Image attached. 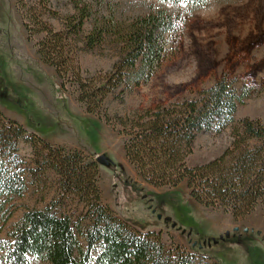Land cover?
<instances>
[{"label":"trees","instance_id":"1","mask_svg":"<svg viewBox=\"0 0 264 264\" xmlns=\"http://www.w3.org/2000/svg\"><path fill=\"white\" fill-rule=\"evenodd\" d=\"M66 1L70 9L64 13L58 0L14 4L27 39H36L39 60L53 68L63 90L94 113L119 85L148 80L161 61L164 33L173 21L161 9L121 25L112 15L99 14L98 2ZM164 1L195 7L209 0ZM52 20L59 22L57 29ZM107 36L116 39L117 59L108 70L82 75L78 50L92 49ZM232 83L222 73L196 97L118 121L126 136L125 158L142 180L173 187L185 181L195 202L241 217L264 206V119L233 118L237 102L247 94L238 93ZM3 87L0 78V95H5ZM225 128L229 141L219 155L195 166L186 164L199 132L220 133ZM22 141L30 146L29 157L20 153ZM106 163L104 157L89 158L78 149L52 145L0 110V220L10 215L8 205L27 189V180L54 188L44 207L24 210L0 240L1 264H31L33 258L45 264H207L204 256L164 245L159 231L135 228L103 205L98 178L99 165Z\"/></svg>","mask_w":264,"mask_h":264},{"label":"rangeland","instance_id":"2","mask_svg":"<svg viewBox=\"0 0 264 264\" xmlns=\"http://www.w3.org/2000/svg\"><path fill=\"white\" fill-rule=\"evenodd\" d=\"M87 1L98 2L99 14L112 15L121 25L161 9L170 16L173 26L164 33L161 61L148 80L119 85L106 95L99 110L86 112L75 95L60 87L53 68L39 60L36 39H27L14 0H0L4 116L52 145L78 149L89 158H106L107 163L99 165V196L120 220L142 231H159L164 245L184 247L204 256L207 264H264V206L234 217L229 211L195 202L185 181L175 187L148 184L125 158L126 136L118 121L157 105L196 97L222 73L233 80L238 93L247 94L237 102L233 118L264 119V0H209L195 7L164 0ZM58 4L62 13L70 9L66 0ZM51 22L59 27L58 21ZM117 55L116 39L107 36L92 49L78 50L77 63L82 75H88L110 69ZM228 131L199 132L186 164L195 166L219 155L229 141ZM29 152V144L22 141L20 153L29 157ZM27 183V189L10 201V215L0 220V240L6 239L24 210L42 208L51 199L54 188L48 182L45 187ZM77 207L80 210V204ZM31 264L45 263L33 258Z\"/></svg>","mask_w":264,"mask_h":264},{"label":"water","instance_id":"3","mask_svg":"<svg viewBox=\"0 0 264 264\" xmlns=\"http://www.w3.org/2000/svg\"><path fill=\"white\" fill-rule=\"evenodd\" d=\"M98 158H99V157H98ZM170 224H171L172 226H174V225H175V223H174V222H171ZM182 231H183V230H182Z\"/></svg>","mask_w":264,"mask_h":264}]
</instances>
